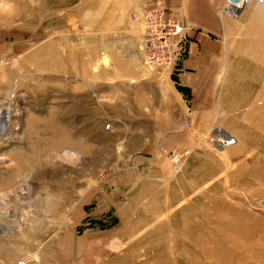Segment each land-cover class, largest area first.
I'll use <instances>...</instances> for the list:
<instances>
[{"label": "rangeland", "instance_id": "rangeland-1", "mask_svg": "<svg viewBox=\"0 0 264 264\" xmlns=\"http://www.w3.org/2000/svg\"><path fill=\"white\" fill-rule=\"evenodd\" d=\"M103 1L0 0V264H264V5L185 99Z\"/></svg>", "mask_w": 264, "mask_h": 264}, {"label": "crops", "instance_id": "crops-1", "mask_svg": "<svg viewBox=\"0 0 264 264\" xmlns=\"http://www.w3.org/2000/svg\"><path fill=\"white\" fill-rule=\"evenodd\" d=\"M109 1V2H108ZM110 3L114 16L141 13L148 7L162 6L181 22L189 25L187 35L190 39L189 53L183 63L182 72L175 75L177 91L183 98L196 96L201 84L214 85L215 79L226 62L230 51L228 41L234 36L233 24L240 18L251 14L257 1H250L237 19L220 16L218 10L224 0H104ZM237 20V21H236ZM142 29V28H141ZM67 246L66 241L64 242ZM61 249H62V245Z\"/></svg>", "mask_w": 264, "mask_h": 264}, {"label": "built area", "instance_id": "built-area-1", "mask_svg": "<svg viewBox=\"0 0 264 264\" xmlns=\"http://www.w3.org/2000/svg\"><path fill=\"white\" fill-rule=\"evenodd\" d=\"M252 0H224L218 10L220 16L237 18ZM264 4V0H253ZM129 19L140 24L143 38V63L149 68L170 74L180 68L178 62L187 51V32L190 27L170 14L162 6L146 8L141 13L131 12ZM233 137L226 145L234 143Z\"/></svg>", "mask_w": 264, "mask_h": 264}, {"label": "bare ground", "instance_id": "bare-ground-1", "mask_svg": "<svg viewBox=\"0 0 264 264\" xmlns=\"http://www.w3.org/2000/svg\"><path fill=\"white\" fill-rule=\"evenodd\" d=\"M172 73V72H171ZM7 116V110H0V123L4 120V118ZM222 135V134H221ZM224 140H229L230 138L227 135H223ZM225 146H228L226 144H224ZM223 146L220 145V148H222ZM23 264V263H20Z\"/></svg>", "mask_w": 264, "mask_h": 264}]
</instances>
